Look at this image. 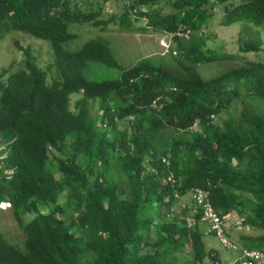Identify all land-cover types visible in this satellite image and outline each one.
<instances>
[{"label": "trees", "instance_id": "trees-1", "mask_svg": "<svg viewBox=\"0 0 264 264\" xmlns=\"http://www.w3.org/2000/svg\"><path fill=\"white\" fill-rule=\"evenodd\" d=\"M120 1L123 29L142 17L138 33L173 35L174 67L144 59L118 79L91 80L92 63L119 65L103 38L66 50L77 39L70 27L105 30L115 20L83 11L79 0H0V43L11 30L50 40L49 68L59 76L49 84L32 47L18 42L23 62L0 73V204L10 205L24 236L16 246L0 231V264H177L183 252L190 264H222L203 240L217 238L204 228V207L186 201L197 188L208 193L230 243L264 249V63L247 60L206 80L188 60L241 56L202 49L209 0ZM163 1L171 13L158 8ZM225 10L223 25L264 26V0ZM260 46L246 42L242 51ZM124 121L131 131L119 128ZM26 214L35 217L26 222ZM236 215L260 235L236 242L229 232Z\"/></svg>", "mask_w": 264, "mask_h": 264}, {"label": "rangeland", "instance_id": "rangeland-1", "mask_svg": "<svg viewBox=\"0 0 264 264\" xmlns=\"http://www.w3.org/2000/svg\"><path fill=\"white\" fill-rule=\"evenodd\" d=\"M242 0H209L206 8L209 10V18L207 26L201 31L206 39V44L202 49L207 53L213 54H241L238 61H217L209 64L192 63L188 60L187 64L192 66L196 72L204 79L210 80L219 74L230 70L234 67H239L244 61L252 60L264 63V26L254 27L243 23H234L229 26L223 25V17L226 13L225 7L231 8L232 5H238ZM83 11L100 12V19L115 20L105 30L95 27L92 24H76L70 27V31L77 34V39L64 45L68 51H78L93 39L103 38L110 48V52L119 65L116 67H107L103 64L92 63L88 72V77L95 81L115 80L121 76L122 70L131 68L141 60L150 59L156 65H164L168 68L174 67V59L170 55V48L173 47V35L165 33H155L150 30L148 33H138L137 27L145 26L146 20L142 17L138 22L133 23L130 30L123 29L121 25L123 15L126 9V2L120 0H79ZM163 14L171 13L172 7L168 1H163L158 7ZM131 16L136 19V11L132 12ZM133 18L131 21H133ZM181 37L188 38V35ZM16 42L21 47H32L34 55L38 59V66L42 72L51 71L49 66L55 60L52 42L34 38L26 33L17 30H11L0 43V73L4 70L12 69V72L18 69L24 60L22 52L16 47ZM246 42L260 43L259 51L243 52L242 49ZM240 51V52H239ZM59 76L54 72H50L48 83L52 84L58 80ZM80 95L75 94L71 97V107H75L76 101ZM98 109V103L95 104ZM242 103L239 104L241 109ZM131 124L127 121L120 123V129H128L131 131ZM100 171V170H98ZM191 196H187V202L191 205ZM6 209L0 205V231L5 235L7 240L13 245H21L24 240L23 231L16 220L15 213L8 204ZM46 212V211H44ZM35 214H26L24 219L31 221ZM236 216L230 217L229 232L234 235L233 239L240 243L242 235L258 236L260 231L251 227L241 225V218ZM191 225V224H190ZM238 225V226H237ZM207 230L211 229L209 224L204 225ZM218 238V237H217ZM216 236L205 233L204 242L207 250H216L222 264H235V260L239 254L235 251L224 248ZM241 244V243H240ZM242 245V244H241ZM243 247V246H242ZM192 260L188 252L179 253L177 264H190Z\"/></svg>", "mask_w": 264, "mask_h": 264}, {"label": "built area", "instance_id": "built-area-1", "mask_svg": "<svg viewBox=\"0 0 264 264\" xmlns=\"http://www.w3.org/2000/svg\"><path fill=\"white\" fill-rule=\"evenodd\" d=\"M213 117V116H212ZM168 163L167 159L163 160ZM171 180V178L169 179ZM179 198L178 195H176ZM192 199L199 205L204 207L203 221L207 222L211 229L216 232L218 239L230 245L231 249L239 251V258L235 264H264V249L263 250H249L240 247L234 242L230 243L226 238V225L222 222L220 217L214 212L209 201V195L203 189L197 188L191 194Z\"/></svg>", "mask_w": 264, "mask_h": 264}, {"label": "clouds", "instance_id": "clouds-1", "mask_svg": "<svg viewBox=\"0 0 264 264\" xmlns=\"http://www.w3.org/2000/svg\"><path fill=\"white\" fill-rule=\"evenodd\" d=\"M6 204H8V203H6V202H3V203H1L0 205L6 209V207H5V206H6ZM8 205H9V204H8ZM9 207H10V205H9Z\"/></svg>", "mask_w": 264, "mask_h": 264}]
</instances>
